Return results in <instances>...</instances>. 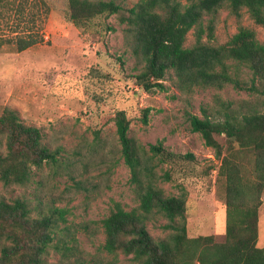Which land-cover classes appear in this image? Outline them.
I'll return each mask as SVG.
<instances>
[{
    "label": "trees",
    "instance_id": "trees-1",
    "mask_svg": "<svg viewBox=\"0 0 264 264\" xmlns=\"http://www.w3.org/2000/svg\"><path fill=\"white\" fill-rule=\"evenodd\" d=\"M6 1L0 0V5ZM32 1L21 0L19 11L22 4H30L48 13L44 0ZM223 6L236 18L245 10L254 26L264 28V0H137L128 9L115 0H67L66 18L74 27L85 28L96 18L115 16L131 36L135 59L131 79L144 92L166 91L164 80L171 74L173 88L185 97L196 90L221 91L229 86L264 97V41L257 39L255 30L239 26L226 42L212 43L214 17ZM26 27L13 37L0 36V51L10 47L22 52L43 41L40 27L36 32ZM190 32L193 41L187 46ZM200 110V117L185 112V119L219 161L216 180L223 179L224 240L217 242L212 235L188 237L185 195L169 196L160 187L171 181L173 168L194 162L193 155L168 152L161 141L149 145L147 152L129 136L127 115L118 110L112 121L136 206L125 210L115 203L101 220L105 252L132 256L138 264H264V247L257 246L264 189V111L258 103L225 101L218 93ZM149 112L150 108L142 110L143 124ZM0 137L5 142V153L0 154L4 186H24L32 169L58 162L61 150L43 144L40 130L24 125L9 108L0 112ZM237 151L251 154V177L236 161ZM163 164L167 169L159 174ZM66 215L64 208L40 203L30 207L22 198L0 199V264H44L49 249L66 251L62 242L53 244ZM157 216L168 221L165 228L171 233L154 239L147 225Z\"/></svg>",
    "mask_w": 264,
    "mask_h": 264
},
{
    "label": "rangeland",
    "instance_id": "rangeland-1",
    "mask_svg": "<svg viewBox=\"0 0 264 264\" xmlns=\"http://www.w3.org/2000/svg\"><path fill=\"white\" fill-rule=\"evenodd\" d=\"M20 1L0 5V36L13 37L27 25L34 32L40 27L43 41L22 52L10 47L0 51V112L14 110L24 125L40 130L43 144L61 153L55 165L32 169L24 186L0 182V199L22 198L30 207L40 203L67 210L66 224L60 226L62 232L53 244L62 242L68 249H49L44 264H138L132 256L102 249L101 220L113 204L125 210L136 206L112 121L118 110L127 115L129 136L147 152L149 145L161 141L168 152L193 155L194 162L173 168L171 181L160 187L169 196L185 195L188 237L212 235L222 242L225 212L223 179L216 180L219 161L199 134L190 130L185 112L200 117V108L211 105L216 93L225 101L258 103L264 111V97L231 86L221 91L196 90L185 97L173 88L171 74L164 80L166 91L144 92L131 79L135 74L131 36L115 16L99 17L85 28H76L66 18L67 0H44L47 14L45 8L30 4H22L23 11H19ZM115 1L125 9L137 2ZM240 15L236 18L225 6L220 8L214 17L212 43L226 42L239 26L253 28L257 39L264 41V28L254 26L245 10ZM192 34L187 36V46L193 41ZM243 77L250 79L246 70ZM145 108H150L147 124L141 122ZM216 139L224 142L222 137ZM4 153L5 142L0 137V154ZM235 159L251 177V154L237 151ZM166 169L160 165L158 173ZM258 216L257 246L264 247V189ZM167 224L157 216L147 230L154 239L164 238L171 233Z\"/></svg>",
    "mask_w": 264,
    "mask_h": 264
},
{
    "label": "crops",
    "instance_id": "crops-1",
    "mask_svg": "<svg viewBox=\"0 0 264 264\" xmlns=\"http://www.w3.org/2000/svg\"><path fill=\"white\" fill-rule=\"evenodd\" d=\"M259 239V238H258ZM257 242H258V240H257Z\"/></svg>",
    "mask_w": 264,
    "mask_h": 264
}]
</instances>
